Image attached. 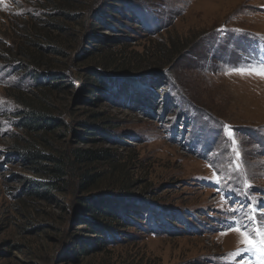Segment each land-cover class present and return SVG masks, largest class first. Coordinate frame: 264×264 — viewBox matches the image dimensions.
<instances>
[{
	"label": "rangeland",
	"instance_id": "1",
	"mask_svg": "<svg viewBox=\"0 0 264 264\" xmlns=\"http://www.w3.org/2000/svg\"><path fill=\"white\" fill-rule=\"evenodd\" d=\"M261 62L264 0H4L0 264H256L229 226L264 228V78L230 70ZM32 111L55 126L24 127ZM84 171L103 175L81 193ZM107 195L129 220L93 245L80 201Z\"/></svg>",
	"mask_w": 264,
	"mask_h": 264
},
{
	"label": "trees",
	"instance_id": "2",
	"mask_svg": "<svg viewBox=\"0 0 264 264\" xmlns=\"http://www.w3.org/2000/svg\"><path fill=\"white\" fill-rule=\"evenodd\" d=\"M95 49V48H94ZM99 82L102 85H107L108 89H110L112 86L115 88L117 84H115L114 81L110 79H105L101 78ZM91 87V86H90ZM120 88V87H119ZM118 88V89H119ZM92 93H94L92 91ZM49 118L44 117L37 111H32L27 117H25L24 121L21 123L24 127H27L28 129H33V130H40V129H51L55 126V121L52 119H49L51 121H48ZM87 131H85V134H94V130L98 132L101 135L106 134V130H100L97 128L96 125H90V124H85ZM92 127V128H91ZM114 126H111L110 129H107L108 131H112ZM77 137H81L80 135H76ZM83 137V136H82ZM81 137V138H82ZM83 139V138H82ZM73 159L78 161L79 163L82 162H93V161H100L101 159H109L113 157L114 155L112 153H109L107 149H100V150H90V149H79L75 148L73 150ZM27 158L26 160L29 161V163H36L38 159L42 160H47L48 155H44L42 153H39L37 151H28L26 152ZM51 158V157H50ZM54 161L60 162V160L57 158H53ZM42 169L44 168L41 167ZM40 168V169H41ZM44 174H48V176L58 179L64 174V171L60 166H52L50 168H47V171L43 172ZM103 174L99 171L97 172H91L88 173L86 171L82 172L79 174L80 178V183H79V188L81 193L82 192H88L95 184L98 182V180L101 178ZM33 185L32 187H34ZM37 186V185H36ZM41 190H31L29 191L30 194H37L41 193L42 197H47V194H49L52 190L55 189V184L50 181L48 183H40V185L37 186ZM116 194V193H115ZM114 195L112 194V198ZM109 195L107 196H92V197H85L82 199L81 204V212H84L87 214V218H84V221L86 227L85 230L87 232H90L95 235L93 245L99 243L98 245H103L107 243L108 235H111L113 231H116L117 233L120 227H123L126 225V221L129 220L128 217L124 215L123 208L127 204L126 203V198L120 199L118 202H116V199L113 201L109 200ZM129 208V205H128ZM127 209V207H126ZM96 218V219H95ZM95 220V221H93ZM119 233V232H118ZM88 245L84 244H79V247L81 250H86ZM89 247V246H88Z\"/></svg>",
	"mask_w": 264,
	"mask_h": 264
},
{
	"label": "snow or ice",
	"instance_id": "3",
	"mask_svg": "<svg viewBox=\"0 0 264 264\" xmlns=\"http://www.w3.org/2000/svg\"><path fill=\"white\" fill-rule=\"evenodd\" d=\"M4 0H0V4H2ZM19 14V13H17ZM230 71H235L240 74H255L257 76H260L261 78H264V62H261L259 65L253 66L251 68H233ZM0 103H4L3 100H0ZM229 135H231V132L229 131ZM235 143V141L233 140ZM237 157L239 156V152H236ZM209 167L215 168L214 165L209 164ZM236 168H239V162L235 164ZM212 179H214L217 183H220L223 177L219 176L217 172L213 171ZM246 187H251V185L248 184L247 181H245ZM222 199H224L222 197ZM233 212H235V209H232ZM255 209L252 208V206H249V213L252 214H245V218L249 221L255 220L254 215ZM229 230L235 231L239 234L240 240L238 243L245 246V250H252L255 251L257 254V260L256 264H264V228L256 227L255 229L249 230L247 226L239 221H236L233 226H229ZM255 231V238H252L251 232ZM227 232H222V235H226ZM240 252V249L237 248L235 254L238 255Z\"/></svg>",
	"mask_w": 264,
	"mask_h": 264
}]
</instances>
